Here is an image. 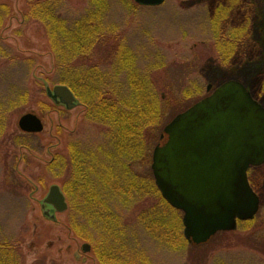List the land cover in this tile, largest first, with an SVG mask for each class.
Returning a JSON list of instances; mask_svg holds the SVG:
<instances>
[{
  "label": "rangeland",
  "instance_id": "374dc122",
  "mask_svg": "<svg viewBox=\"0 0 264 264\" xmlns=\"http://www.w3.org/2000/svg\"><path fill=\"white\" fill-rule=\"evenodd\" d=\"M133 2L108 0L102 39L89 55L91 65L102 66L96 75L106 80L108 93L128 100L131 92L156 93L148 108L151 124L131 149L125 132L111 138L100 108H89L76 94L79 106L73 110L47 97L41 80L54 86L56 55L46 29L24 22L25 0H0L12 8L0 28V242L17 249L23 264H98L91 250L81 251L90 243L80 236L102 239L104 213L123 233L137 236L142 264H264V165L249 172L261 199L252 222H239L202 248L189 243L176 251L155 238L160 198L149 190L155 182L153 150L166 141L163 129L176 114L229 80L243 83L264 107V0H166L157 7ZM90 7V0H62L58 10L73 24ZM132 83L137 89L145 84V94L130 89ZM89 109L96 119L87 116ZM28 113L41 118L43 132L21 131L19 119ZM71 143L89 158L96 207L89 212L81 197L76 209L52 210L55 217L47 218L42 200L60 182L44 167L58 151L67 155ZM62 180L67 181L66 169ZM160 210L173 233L176 212ZM147 223L155 233L145 229Z\"/></svg>",
  "mask_w": 264,
  "mask_h": 264
},
{
  "label": "water",
  "instance_id": "95a60500",
  "mask_svg": "<svg viewBox=\"0 0 264 264\" xmlns=\"http://www.w3.org/2000/svg\"><path fill=\"white\" fill-rule=\"evenodd\" d=\"M157 7L166 0H133ZM47 96L67 110L79 105L66 85L50 87ZM21 131L39 134L42 120L33 113L19 119ZM163 145L155 147L151 169L163 199L183 213L184 238L191 244L207 243L219 232H230L238 222L252 220L260 198L250 185L248 172L264 164V107L247 87L226 81L207 97L177 115L163 130ZM44 216L68 209L61 187L54 184L42 200ZM91 250L89 244L81 248Z\"/></svg>",
  "mask_w": 264,
  "mask_h": 264
},
{
  "label": "trees",
  "instance_id": "16d2710c",
  "mask_svg": "<svg viewBox=\"0 0 264 264\" xmlns=\"http://www.w3.org/2000/svg\"><path fill=\"white\" fill-rule=\"evenodd\" d=\"M25 1L26 6L23 13L24 22L43 24L46 29L48 41H50L52 46L51 49L56 55L55 75L53 80H51L55 83L54 86L66 85L71 88L81 100L87 103L89 108L93 105L100 108L102 116L101 118L99 117V119L105 123L111 138L116 139L118 136L124 135L125 132V143L129 148H134V143L141 142L140 139L142 140L143 138L145 128L151 124L148 120V108L157 100V96L156 93L154 95H151V93L145 94L146 88L143 87L145 84L142 85V88L137 89L135 84L132 83L130 84V89L142 92L145 95L133 97V93L131 92V98L128 100L125 99V95H121V93L117 95L108 93V91L105 90L108 86L106 80H98L96 74L100 71V67L102 66H98V64L91 65V56L89 55L92 53L93 46L99 44L102 39L103 34L101 35V32L103 26L101 21L107 14L106 5L108 4V0H90L91 7L88 10V14L75 20L73 24L68 23L67 20L59 14V3L62 0ZM130 1L133 2L132 0ZM134 5L136 6L137 4L134 3ZM11 11L12 8L9 4L0 6V28L4 20L11 15ZM107 57L111 58L112 56ZM84 59H86V63L82 61ZM41 82L44 87L46 84L51 85V82L45 79H42ZM21 101L22 100H20V102ZM14 105H16V103H14ZM87 116L91 119H96L98 117L90 109ZM17 145L19 149L24 148L23 144L20 142L17 143ZM89 165V158H86V155L79 150L76 144L71 143L68 146L67 155L58 151L54 154L50 163L44 167L47 173L54 175L55 179L62 184L67 199L68 197L71 199L72 206H70L68 201L67 211L76 209V205L80 198L83 197L84 204L89 207L87 210L89 212H94L96 206L94 207L95 197L89 188L91 186L92 171ZM129 165L132 164L129 162ZM64 169H66L67 181L62 180V171ZM83 187L86 188L82 189ZM150 189H152V191L154 190L160 198L159 203L154 206L156 214L159 215V220L161 221V223L158 224L159 226H157V233L154 234L156 235L155 238L162 244L166 243L170 245L172 249L179 251L182 249L181 247L189 244L183 235V213L172 208L162 198L155 182H153L152 188H149V190ZM144 194H147V192ZM31 196L32 194L30 197ZM161 206H164L169 211L176 212L175 227L172 230L173 233L167 229L163 221L164 219L162 216L165 215L164 211H158V208ZM101 218L103 220L100 226L102 239L97 241L89 234L80 236L83 240L90 243L91 253L98 264H142V259L136 255L141 253V250L138 248V241L136 240L137 236H129L126 230L123 233V229L109 222L107 220L108 217L104 213H101ZM249 222H252V220H249ZM145 229H148L149 232H153L148 223ZM220 234L223 235L227 233L221 232L217 235ZM208 243L190 245L202 248L206 247ZM145 263L146 262L143 264ZM0 264H23L22 256L19 251L11 245L0 242Z\"/></svg>",
  "mask_w": 264,
  "mask_h": 264
}]
</instances>
